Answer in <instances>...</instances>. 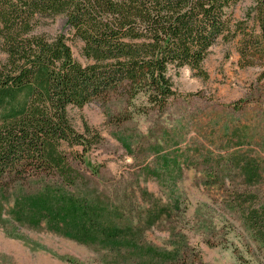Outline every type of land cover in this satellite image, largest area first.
Returning <instances> with one entry per match:
<instances>
[{
  "label": "rangeland",
  "instance_id": "rangeland-1",
  "mask_svg": "<svg viewBox=\"0 0 264 264\" xmlns=\"http://www.w3.org/2000/svg\"><path fill=\"white\" fill-rule=\"evenodd\" d=\"M252 6L241 0L233 18ZM38 31L64 33L75 59L88 63L65 16L43 19ZM239 60L238 42L219 39L206 78L171 71L177 96L161 109L142 95L70 107L75 129L90 128L87 152L62 147L78 177L66 184L51 172L0 187V264H264L233 207L237 193L264 204V66ZM60 200L91 214L95 239H73L34 213Z\"/></svg>",
  "mask_w": 264,
  "mask_h": 264
},
{
  "label": "trees",
  "instance_id": "trees-1",
  "mask_svg": "<svg viewBox=\"0 0 264 264\" xmlns=\"http://www.w3.org/2000/svg\"><path fill=\"white\" fill-rule=\"evenodd\" d=\"M240 1L0 0L6 54L0 63V187L51 172L74 183L78 174L62 147L77 145L87 152L90 128L86 133L75 129L70 107L111 95L128 100L142 95L161 109L177 96L171 71L189 67L206 78L203 63L219 39L238 42L242 67H263L264 0H251L246 18L237 20L231 9ZM58 15L83 43L87 64L75 59L64 33L38 31L43 19ZM255 199L237 193L233 207L264 257V204L256 205ZM36 207L35 214L73 239L89 242L97 236L91 214L68 201ZM107 231L120 238L117 229Z\"/></svg>",
  "mask_w": 264,
  "mask_h": 264
}]
</instances>
